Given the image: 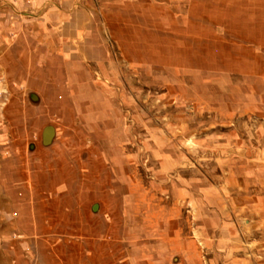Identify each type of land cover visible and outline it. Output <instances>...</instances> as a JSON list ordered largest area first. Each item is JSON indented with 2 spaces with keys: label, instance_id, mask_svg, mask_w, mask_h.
<instances>
[{
  "label": "rangeland",
  "instance_id": "rangeland-1",
  "mask_svg": "<svg viewBox=\"0 0 264 264\" xmlns=\"http://www.w3.org/2000/svg\"><path fill=\"white\" fill-rule=\"evenodd\" d=\"M28 3L0 0V33L9 21L37 16ZM209 29L203 30L204 43L183 46L180 59L173 58L177 52L170 44L171 57L153 63L124 60L110 46L109 61L91 64L96 95L107 104L105 111L92 110L105 114L101 133L107 141L92 146L106 159L108 184L122 181V199L112 207L117 217L94 224L97 233L107 231L105 257L90 255L84 236L71 227L45 236L20 228L22 216L17 203L11 206L13 199L4 195L1 169L5 158L13 161L33 151L39 139L29 130L25 135V127L23 136H13L17 132L5 115L8 89L0 74V264H180L184 258L196 264H264V227L257 224L264 218V205L258 206V199L264 200V32L250 30L258 45L234 47L226 43L225 30L213 24ZM51 129L45 127L44 138L52 140ZM166 159L177 176L201 178L217 202L221 194L236 202L246 178L257 201L251 203L249 225L235 230V240L214 239L209 252L198 246L196 255L166 252V179L161 174ZM19 197L16 191L15 200ZM188 222L192 228L193 217Z\"/></svg>",
  "mask_w": 264,
  "mask_h": 264
},
{
  "label": "crops",
  "instance_id": "crops-1",
  "mask_svg": "<svg viewBox=\"0 0 264 264\" xmlns=\"http://www.w3.org/2000/svg\"><path fill=\"white\" fill-rule=\"evenodd\" d=\"M28 6L37 16L2 28L0 74L8 89L5 115L17 132L13 136H23L25 127L24 134L29 137V130L39 141L33 151L3 160V192L13 199L11 206L17 203L25 232L45 236L71 227L84 236L90 255L105 257L107 231L97 233L94 224L117 217L112 207L122 199V181L108 184L106 159L92 146L107 141L101 133L105 114L92 113L105 111L107 104L96 95L91 64L109 61L110 46L124 60L153 63L171 57L170 44L177 52L173 58L180 59L184 45L204 43L202 33L210 24L225 30L231 46L258 45L260 39L250 30L264 32V0H29ZM215 12L220 15H210ZM47 126L52 140L43 136ZM48 140L52 144L46 147ZM166 162L161 173L166 179V252L196 255L203 245L209 252L212 240L233 241L235 230L249 225L251 203L257 200L245 177L236 202L224 194L217 202L201 178L177 176ZM16 191L21 195L17 201ZM257 224L264 227L263 216ZM180 264L196 263L184 258Z\"/></svg>",
  "mask_w": 264,
  "mask_h": 264
}]
</instances>
